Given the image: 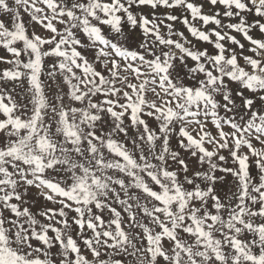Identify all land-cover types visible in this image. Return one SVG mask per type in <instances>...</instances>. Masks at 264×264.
Wrapping results in <instances>:
<instances>
[{
    "label": "snow or ice",
    "instance_id": "snow-or-ice-1",
    "mask_svg": "<svg viewBox=\"0 0 264 264\" xmlns=\"http://www.w3.org/2000/svg\"><path fill=\"white\" fill-rule=\"evenodd\" d=\"M0 264H264V0H0Z\"/></svg>",
    "mask_w": 264,
    "mask_h": 264
},
{
    "label": "rangeland",
    "instance_id": "rangeland-1",
    "mask_svg": "<svg viewBox=\"0 0 264 264\" xmlns=\"http://www.w3.org/2000/svg\"><path fill=\"white\" fill-rule=\"evenodd\" d=\"M229 187H230V181H229V185H226V186L224 187L223 190H224L225 192H227Z\"/></svg>",
    "mask_w": 264,
    "mask_h": 264
}]
</instances>
